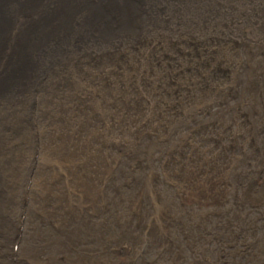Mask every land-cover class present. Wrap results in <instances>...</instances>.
<instances>
[{
	"label": "bare ground",
	"instance_id": "bare-ground-1",
	"mask_svg": "<svg viewBox=\"0 0 264 264\" xmlns=\"http://www.w3.org/2000/svg\"><path fill=\"white\" fill-rule=\"evenodd\" d=\"M232 3L240 0H0V264H163L193 246L192 224H206L210 207H216L213 217L221 216L216 220L221 224L211 227L230 233L231 209L224 207L229 193L243 185L236 175L251 173L250 185L261 176L256 169L224 172L218 181L197 171L193 180L170 178L164 183L180 194L174 190L167 197L151 193L155 180L125 173H141L157 161L167 165L164 173L179 165L201 168L197 151L206 154L205 146L236 150L247 119L258 130L246 140L250 154L243 153L245 146L238 152L246 159L244 166L257 161L264 168L259 159L264 157L263 118L251 120L264 110V100L247 80L254 70L246 78H233L239 65L227 57L239 51L254 54L255 49V55L264 56V7L253 4L256 20H250L245 8ZM240 20L239 38H228L225 31ZM185 67L192 69L186 72ZM175 73L179 78L171 86ZM228 100L252 110L230 111L242 123L237 125L240 134L225 144L217 134L229 132L225 115L208 120L209 125L198 118ZM70 112L76 124L71 125L73 117L65 123ZM187 120L193 123L188 133L179 134L186 138L176 149L171 137ZM199 123L207 125L203 131L192 129ZM213 134L215 145L209 146L205 136ZM179 140L174 137L173 143ZM193 145L200 148L190 149ZM221 152L206 162L215 163ZM127 190L132 194H121ZM249 194H234V211L251 214L245 209ZM258 197L250 203L261 207L263 197ZM109 218L121 233L98 235ZM27 220L34 225V237L26 244L21 239ZM236 231L237 240L240 227ZM180 236L183 240L177 241Z\"/></svg>",
	"mask_w": 264,
	"mask_h": 264
},
{
	"label": "rangeland",
	"instance_id": "rangeland-1",
	"mask_svg": "<svg viewBox=\"0 0 264 264\" xmlns=\"http://www.w3.org/2000/svg\"><path fill=\"white\" fill-rule=\"evenodd\" d=\"M220 1L224 2V0H220ZM228 1H231V2L233 1V2L237 3V1H239V0H228ZM253 4L258 6V8L264 7V0H248V2L246 4H245V2L240 0L239 4H237V5L233 4V5H235L237 7L239 5H241L242 7H239V8H241V9L245 8L246 12L249 14V19L250 20H256V18H254V16H253V12L251 10V7H252ZM229 21L230 20H228V19L225 20V22H229ZM242 23H243V20H240V22L235 23V25H236L235 28H231L228 31H225L227 37L228 38H236V36L238 35V30L236 28H238V26H241ZM258 51H259V49H255L254 52H253L254 54H250V53H247V52H244V51H239L234 56H231V55L227 54V57L229 59H231V64H233L235 66L239 65V67H236L233 70L234 71L233 74H232L233 78H236V79L239 80V79L247 76V74L250 71L254 70L253 74H251L250 76L247 77V80H249L252 83V85L254 86V88H256L258 90V92H259L258 95H259L260 100H264V58H263L264 56L262 57L261 55H255V54H257L256 52H258ZM157 57L160 58V56H157ZM237 57H238V59L240 61L239 64L237 62ZM152 62H153V59H152ZM200 62H201V60H198V63H200ZM247 63H249V65L251 64L250 65V67H251L250 69H248L249 65ZM151 66H154V65L151 64ZM189 69L191 70L192 67H185L184 71L189 72ZM179 74H181V72ZM177 76H178V73H175V77L176 78L173 80L174 83L169 81V83L172 84L171 86H175V83L177 82V78H179ZM253 81L256 82L255 85H254ZM259 83H260V85H259ZM247 86H248V84H247ZM243 93H244V91H243ZM190 95H191V91L187 93V96H190ZM250 95L252 96V94H250ZM157 96L158 95L154 93V97L157 98ZM243 96H244V94H243ZM145 97H146L147 100L150 98V96H148L146 94H145ZM176 99L179 100L180 96L177 97ZM253 102H255V101L253 100ZM241 104H242L241 101L228 100L226 102V104H223L221 106H212L210 109H208L209 112L204 111V112H207V113L203 112L206 115L204 117H201L203 114L200 113V116H199L198 120L203 119V120H201V122H203V121L207 122L208 120H211L214 117L218 118V116H220L221 113H222V115H225L224 119H223V121H224L223 123L225 125H227V124L231 125L229 127V132L228 131H219V132H217V134L221 135L224 138L223 143L227 144L228 140H231V139L234 138L235 135L240 134V128L237 125H240L242 123L239 120L238 121H234L232 119V117H234L233 116V112H230V111L233 110V111L237 112L238 109H242L243 111H248L249 110V112H250V110H252L249 105H246V107L243 108L244 105H241ZM178 107L179 106L174 107L172 112H176L177 113L176 109ZM202 107L203 106H200L198 108V110L201 109ZM255 108L258 109L256 106H255ZM72 113L73 112H70L67 117H64L65 123L68 121V119L70 117H73ZM212 113L214 114V116L211 115ZM255 115H257V116H252L251 120L252 121L255 120V119H260L261 120L263 118V120L261 121V124H260V128L263 129V127H264V110L263 111H257ZM77 122H78V119L73 117L71 125L76 124ZM209 122H211V121H208L207 125H209ZM164 123H167V122L164 121ZM191 123H193V122L190 121V120H187L185 122V125H183L180 128L181 131H177L176 133H174L172 135V137H171L172 141L171 140L170 141H171V144H174V146H176V149L180 148L178 146L186 138V136H179V134L188 133L187 127H188V124H191ZM192 125H193L192 129H194L195 131L198 130L199 128H200L199 131H203V129L207 126L205 124H202L203 126L200 127V123L198 125H194V124H192ZM241 128L243 130L242 131L243 133L240 135V138H239V140L241 139L240 140V147L238 146L236 150L230 148V146H228V147H224L223 146L225 151L221 152L220 148H218L219 150H214L211 147L205 146L204 149H206L207 152H206V154H203L200 151V149H199L197 151V153L199 154L197 158H198L199 164L202 166L201 168H197V169H194V170L193 169L186 170V169L178 168L180 166L179 165L178 167H170V168H168L165 171V173H164L163 170L166 169L167 165H164L161 162H160L161 163L160 164L159 161H157V163L154 162V163L149 164V165L147 164V166H145V169L143 168L141 170L142 171L141 173H140V171L138 172V170L135 171L134 173H129V174H128V172L125 173V175L132 176V179H134V178L138 179L139 177H141V179L143 178L145 181H148L147 179L155 180V184L156 185L154 187L151 185L152 188H153V189H151V193H152V191H155V194H163V197L172 196V194H174V190L175 189L170 186L171 184L168 185L167 183H164V181L165 182H170V178L172 180H176V179L193 180V179H195L197 177V174H199V176H201L204 179H210V180L218 181L219 178H220L218 176V174H223L225 172L227 175H229L230 173L234 172V170H237V172L242 173L244 171V169L245 170H249V171H252L253 169L254 170L256 169L257 174H259V173L261 174V176L257 175L256 178H255L256 180H254V182L250 183V185H247V183L251 180V178L248 176L251 173L247 174L246 176L244 174L236 175V177H238V182H240V183L243 182V185L238 187V189H236V190H232L229 193V194H232V196L230 195V197L227 199V203L229 205L226 204V207H224L225 211H229L231 209L230 213L232 215V221H233L232 224H236L237 225L235 227V226H233L231 224L230 233L229 234H225L222 230L212 228V227H215L218 224H221V223L216 222V220L219 221L221 219V216H220V214L218 212L213 217L212 214H213V211L216 210V207H210L209 210L206 211V212H208L206 215H210L211 214L208 217V220L206 221L207 223L205 222L206 224L203 223L201 225L199 223V224H197V226L194 223L192 224L193 227H195V230H194V232L192 234L193 235V239H195V241L193 243V246H192L193 248L191 247V245H189V248L185 249L183 251V253L178 254L176 256L177 258H175V260H167L169 262L166 261L163 264H166V263L167 264H176L178 262H182V261H184L186 259L185 256L187 257L190 253H193L194 255L192 254V257H190L188 260H185V262H186L185 264H193V263L194 264H200V263H202V264H205V263L206 264H264V213H262L264 211V168L258 166V164H260V163H257V161L256 162H254V161L252 162V166H254V168L252 166H250L249 168L244 166V162L246 161V159H244L245 157H244L243 154L241 156L240 153L238 152V151H240L242 149V146H245V151L243 153L244 154H246V153L250 154V152L252 150L246 146V140L250 141V136H253V137L255 136L254 133L258 130V127H257V124H251L249 122V119H247L244 122L243 127H241ZM194 130H192V131H194ZM195 134H196V132L193 135H195ZM246 135L249 136L247 139H246ZM174 137L179 138L180 140L178 142H176V143H173ZM198 138H199V141H204L203 137L200 138L199 136L198 137L195 136V139L197 141H198ZM205 138H207V139L210 138V140L207 141V144L209 146L212 145V143L215 145V141L214 140H216V138H217L216 135L213 134V135H211L209 137L205 136ZM212 139H214V140L212 141ZM252 139L253 138L251 137V140ZM249 141H247L248 145H249ZM157 142H158V140H157ZM156 144H160V143L158 142ZM218 146L219 145L217 144L216 147H218ZM257 146H258V150L256 152L259 153L262 150V146H260L259 143H258ZM198 147L200 148V146H198ZM198 147H195V145H193V147L189 146L190 149L191 148L192 149H196ZM48 148L44 152L48 153L47 152ZM220 152H221V156L219 158L220 160L218 159L215 163L206 162V161H212L213 157L215 155L218 156L220 154ZM236 152H238V153L235 156L238 157V158L234 159L235 156H232L230 154H234ZM262 154L264 155V150L262 151ZM201 155H203V156H201ZM223 155H224L225 158H223ZM41 156H42V154H41ZM41 156L39 155L38 158L40 159ZM155 156L158 157V154H155ZM227 157L230 159L229 162H227ZM259 159L264 160V157H260ZM41 160H42V158H41ZM223 161H225V163ZM204 164H209L210 166H213V167L209 168L207 165H204ZM227 164L230 166V169L228 168ZM171 168H175L176 170L172 171ZM215 168H217V169H215ZM190 170H193V172L190 171ZM195 171H197V174L194 173ZM132 174H134L136 177L134 175H132ZM156 175H157V177H156ZM156 178L158 180H156ZM245 185H246V188L244 187ZM246 190L250 191L251 194H249V195L252 198V199L248 200L246 202V204H245L246 211H248V212L250 211L251 212V214H249L250 216L247 215L245 212L234 211V209L232 207V203L235 202V201L237 202V200H235L234 196L236 195L238 198H241L243 195L247 194ZM175 193L176 194H180L176 190H175ZM220 193L221 192L217 190V194H220ZM121 194H132V193H131L130 190H127V191H121ZM259 194H261V197H263L262 201L259 203V204H263V206H261V207H260V205H255L254 206L253 203H250L251 200H253V202L256 203L257 200H255V199L259 200V197H258ZM240 195H241V197H239ZM162 203H164V202H162ZM117 204H118V202L116 201L115 205H117ZM240 204H242V203L240 202ZM178 207L180 208V205H178ZM171 208H172V206H171ZM120 211L122 212V209ZM171 214H173V213H171ZM198 214H199V212H195L196 216ZM202 216L203 215H200L198 217L201 218ZM229 217H230V214L227 215V217H225V218H229ZM233 218H234V220H233ZM180 220H179V222H180ZM211 220H213L212 223H211ZM192 222H193V220H192ZM25 223H26V225L23 226V228H22L24 232H22L23 233V237H22L21 241L25 240V242L27 244L34 237V225H33L32 222H30L28 220ZM174 223H176V222H174ZM200 226H202L203 229L206 228L208 230L203 232V231H201L202 228ZM239 227L241 229V236L239 235L240 237H238L237 240H236L234 235H235V233L240 234L239 231H236L237 229H239ZM105 228H107V229H105ZM117 229H119V231ZM96 230H98V229H96ZM99 230H98L97 234L98 235L100 234L102 236H104V234H105L104 237H110V236H113L115 234H119L122 231L116 225L115 221L112 220L111 218H109L108 221L105 222L104 226L101 229H99ZM199 231H201L200 233L202 234V236L204 235L205 239L207 238L206 240L202 241V236H199L200 234L198 233ZM135 235H138V234L136 233ZM181 237L182 236L177 237V241L178 240L179 241L183 240V238H181ZM224 238H226V239H224ZM218 240H220V244L216 246L214 243L219 242ZM223 240H224V242H223ZM211 242L213 244H211ZM176 243L178 245L180 244V242H176ZM209 244H211L212 246L209 245ZM132 246L134 247L135 245H132ZM92 247H93L92 249L95 250L96 246L94 245ZM195 247H196V249H198V252H197V250L195 251ZM188 250H189V252H188ZM231 250H233V251H231ZM194 251H195V253H194ZM90 252H93V251H90ZM79 253H83V252H79ZM196 253H197V255H196ZM199 253H200V255H198ZM179 256H181V257H179ZM200 258L202 260H200ZM40 259H41V257H40ZM177 260H179V261H177ZM86 261L83 262V263H80V264H89V263L93 264L94 263L92 261H91L92 263L89 262V261H87V262ZM200 261H202V262H200ZM140 263H142V262L138 261V262H133V263H130V264H140Z\"/></svg>",
	"mask_w": 264,
	"mask_h": 264
}]
</instances>
